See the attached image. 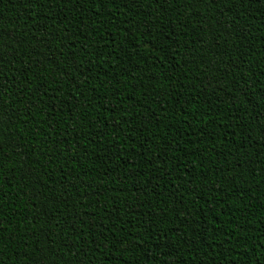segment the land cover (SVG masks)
<instances>
[{
	"label": "trees",
	"instance_id": "obj_1",
	"mask_svg": "<svg viewBox=\"0 0 264 264\" xmlns=\"http://www.w3.org/2000/svg\"><path fill=\"white\" fill-rule=\"evenodd\" d=\"M0 264H264V0H0Z\"/></svg>",
	"mask_w": 264,
	"mask_h": 264
}]
</instances>
